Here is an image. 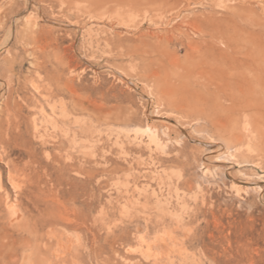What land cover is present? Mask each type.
<instances>
[{"label":"rangeland","instance_id":"rangeland-1","mask_svg":"<svg viewBox=\"0 0 264 264\" xmlns=\"http://www.w3.org/2000/svg\"><path fill=\"white\" fill-rule=\"evenodd\" d=\"M199 26L263 49L264 0H0V264H264V93L176 110L141 77Z\"/></svg>","mask_w":264,"mask_h":264},{"label":"bare ground","instance_id":"bare-ground-1","mask_svg":"<svg viewBox=\"0 0 264 264\" xmlns=\"http://www.w3.org/2000/svg\"><path fill=\"white\" fill-rule=\"evenodd\" d=\"M185 6H187V5H184V7ZM16 15L13 19V23L15 21L18 22V20H19V17H17ZM34 17H35V15H34ZM206 21H208V20H206ZM189 22H191V20ZM244 22H246V21H244ZM252 22H254V21H252ZM19 23H20V21H19ZM29 24H30V22H29ZM211 25L214 26L213 24H211ZM27 26H28V24H27ZM224 27H226V26H224ZM254 27H256V26H254ZM18 29H19V27H18ZM38 29H40V28H38ZM34 30H36V28L32 30V28L27 27L26 29L21 31L20 32L21 33V39L24 40L25 38H27L26 41L31 42V44L33 42L35 44L37 41H40V39H41L40 36L42 34L40 32H36ZM262 31H264V28ZM5 32H7V31H5ZM14 32H15L14 29H9L8 33H6L7 34L6 41H9L14 36L16 37L15 34H18V33H16V32L14 33ZM195 32L199 35L198 38H200L198 42H194L192 40L191 41L187 40L186 43H184L183 41H180L178 39H172L171 36H170L171 39L168 38L166 40L168 42V44L172 43L173 41L181 44V49H183V52L185 51V54L187 55V58H186L187 61L190 60L191 62H193L191 68H186L190 63L189 64L187 63L188 65L187 66L185 65L186 67H183V66L179 67V65H178L179 61L177 63L175 61H169L171 64L170 65L168 63L169 66L174 67L175 68L174 70H177V71L168 70L165 68L162 70H158V69L154 68V70H153V69H148L149 67L147 68V66H146L147 69H145L143 71V74L141 75V77L145 78L147 80V82L152 83V88L155 90V95L158 97L157 99H161L162 101L167 102L169 104L168 106H171V108L176 109V110H185V109L207 110V109L217 108L219 110L228 112V111L236 110L239 108H244L245 106H247L252 101V99L255 97V95H257L259 93H264V50H263L264 48L261 49L259 47V45L256 44L255 41L251 42V40H250V42H251L250 47L241 48L239 45V42H237L238 41L237 39L229 38V37H227L225 32H219V30L217 32L215 30V32L213 31L211 33H207V32H205V30L201 29V27L199 26V27H195ZM43 33L45 34V32H43ZM252 33H251V35H252ZM39 34H41V35H39ZM259 34H260V32H259ZM186 37H187V35H186ZM257 37H258V35H257ZM188 39H190V38H188ZM155 40H156V38H155ZM256 40H258V38ZM19 41H20V39H19ZM26 41H25V43L27 44ZM15 43H16V41H15ZM50 43H48V44H50ZM156 43H158V42H156ZM7 44H8V42H7ZM52 44H54V42ZM34 46L37 47V44ZM166 46H167V44H166ZM36 47L34 48L35 50H36ZM47 47H49V46H47ZM23 48H25V47H23ZM31 48H33V47H31ZM53 49H54V47H53ZM31 52H33V50ZM6 53L10 54V50H7ZM40 53H42V52H40ZM33 54H35V53L33 52ZM43 54H45V53H43ZM43 54L41 55V57L43 56ZM54 55L56 56V54H54ZM38 56H39V54H38ZM44 58H46V56H44ZM34 59H36V57ZM37 59H36V61H37ZM167 59L169 60V58H167ZM36 61H34V62H36ZM5 62L7 64L4 67V69L9 71V72L14 71V69L16 67V56H14V54H13V57H11V59L5 60ZM160 62H159V64H161ZM67 64H69V63H67ZM183 64H185V63H183ZM34 65H37V64H34ZM70 66L72 67V65H70ZM35 67H36V71H37V69H39V70L41 69L40 68L41 66L39 67V65H37ZM43 67H45V66H43ZM159 68L161 69V67H159ZM33 70H34V67H33ZM44 70L45 69H42V71H44ZM166 70H168L169 72H167ZM45 72H46V70L44 71V74L47 76L48 73L46 72L47 73L46 74ZM136 74L137 73H135V75ZM52 78H54V77H52ZM52 78L49 77L48 79L50 80ZM4 79H5V77H4ZM5 80H8V79H5ZM0 83L2 86L5 87L8 94L11 92H14V89L13 90L10 89L11 86L8 82L4 83L3 81H0ZM53 83H54V81H53ZM11 88H13V87H11ZM67 90L69 91L68 93L71 97L76 96V92H77L76 90H74L73 88H67ZM144 92H146V91H144ZM4 108H6V109H4L3 113H5V115H6V113L8 111H10L9 105L6 103ZM1 113H2V111H1ZM7 115H8V113H7ZM245 121H246V119H245ZM210 122H212V121H210ZM236 124H238V122H235L233 124L234 127L236 126Z\"/></svg>","mask_w":264,"mask_h":264}]
</instances>
